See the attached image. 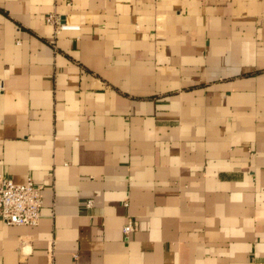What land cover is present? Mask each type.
Wrapping results in <instances>:
<instances>
[{
    "label": "crops",
    "instance_id": "0c3cea01",
    "mask_svg": "<svg viewBox=\"0 0 264 264\" xmlns=\"http://www.w3.org/2000/svg\"><path fill=\"white\" fill-rule=\"evenodd\" d=\"M0 173V264H264V0H0Z\"/></svg>",
    "mask_w": 264,
    "mask_h": 264
},
{
    "label": "built area",
    "instance_id": "2783aa9c",
    "mask_svg": "<svg viewBox=\"0 0 264 264\" xmlns=\"http://www.w3.org/2000/svg\"><path fill=\"white\" fill-rule=\"evenodd\" d=\"M46 21L54 27V34L64 29H79V24L62 21L58 13L49 12ZM44 184L36 182L31 175L24 181L17 182L11 176L0 173V219L4 224H37L42 205L41 191ZM89 198L85 204L91 205ZM127 204V202H125ZM137 227V222L131 218L122 227L127 236Z\"/></svg>",
    "mask_w": 264,
    "mask_h": 264
}]
</instances>
